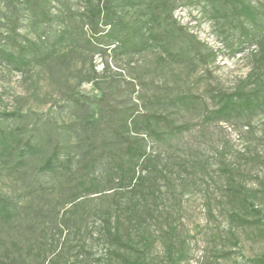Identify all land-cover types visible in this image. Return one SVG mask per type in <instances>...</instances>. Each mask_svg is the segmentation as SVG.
<instances>
[{"label": "rangeland", "instance_id": "obj_1", "mask_svg": "<svg viewBox=\"0 0 264 264\" xmlns=\"http://www.w3.org/2000/svg\"><path fill=\"white\" fill-rule=\"evenodd\" d=\"M150 1L116 3L145 33L161 31L173 51L187 47L193 35L202 56L191 52L172 60L155 42L139 51L116 42L104 50L88 45L92 0H41L50 22L23 0H0V47L11 46L10 21L17 18V39L48 55L21 70L0 59V129L39 148L22 165L0 153V194L16 204L14 219L0 224V264H125L123 257L140 258L110 239L107 229L114 228L145 250L144 264H168L169 243L175 256L181 253L180 264H264V234L231 216L253 217L241 197L264 214V107L210 117L217 92L249 91L260 81L264 92V0H244L256 11L255 22L236 17L224 0H163L173 9L162 28L147 20ZM64 28L74 29L73 38L59 43ZM102 97L114 107L110 119L139 116L124 135L142 136L150 158L134 186L117 184L99 165V190L88 194L77 171L88 151L80 141L89 132L83 127L92 123L97 134H113L104 125ZM147 114L183 127L171 131L160 121L162 137L156 138L141 117ZM56 142L73 157L71 172L38 173Z\"/></svg>", "mask_w": 264, "mask_h": 264}, {"label": "trees", "instance_id": "obj_2", "mask_svg": "<svg viewBox=\"0 0 264 264\" xmlns=\"http://www.w3.org/2000/svg\"><path fill=\"white\" fill-rule=\"evenodd\" d=\"M94 1L90 9L89 16V36L86 38V43L97 49H107L115 42L119 47L128 50L139 51L149 45L151 42L161 44L166 55L172 60H183L191 52L202 56L200 52L201 42L197 41L193 35L188 38V46L180 47L173 51L171 45L164 40L165 35L161 31H149L145 33L142 27L130 23L126 20L122 13L117 8L116 0H92ZM231 8V13L238 18H244L251 22L256 21V11L244 0H224ZM27 9L42 21L50 22L52 18L47 12L41 0H23ZM132 2V1H130ZM149 17L148 21L155 27L162 28V23L169 20L173 7L167 9V3L163 0H153L148 4ZM172 6V5H171ZM10 29L12 31L11 46L9 48L0 47V59L12 65L17 70H21L31 63L42 62L47 58V54L43 53L39 46L34 42L28 41L23 43L17 39L18 19L13 18ZM102 28V29H101ZM82 29V25L79 27ZM106 29V30H105ZM73 28H64L60 30L58 42L62 43L67 39L73 38ZM242 35L248 36L244 27L241 28ZM244 40L240 41L243 43ZM264 52V44H263ZM264 59V53L261 55ZM263 81L255 85L252 90L244 91L241 89L233 92H217L215 97L217 106L210 111L211 118H227L234 113L255 112L264 107V92ZM182 98V97H181ZM78 104V100L73 98ZM102 105L105 107V122L107 128H111L112 135H99L96 132V125L88 123L83 127L84 133L80 141L87 149V154L81 163L79 171L80 185L88 192V194L97 193L99 186L96 182L95 172L99 165H104L107 177L116 180L117 184L130 185L137 182L141 177L138 175V170L148 162L150 155L146 150L144 139L137 135H124V131L129 130V127H136L138 120H141L137 115L131 113L116 114L115 120L109 118V113L114 108L105 98L101 99ZM10 115H15L11 113ZM8 116V115H7ZM143 122L148 133L154 137L161 139L162 135L157 126L160 121L166 125L169 130H181L183 126L173 125L169 119L162 115L147 114L142 115ZM113 122V123H112ZM86 129V130H85ZM39 151L37 143H31L29 139L23 140L15 135V132H5L0 129V153L6 158L13 159L15 164L22 165L26 160L37 154ZM63 145L54 143L50 151L41 159L37 166V172L48 174L51 176L65 175L71 172L73 166V157L69 153H63ZM62 155H65L62 158ZM247 203L253 217L247 219L240 214H232V218L249 224L256 225L264 234V214L253 204L252 201L243 199ZM16 216V204L8 196L0 194V224H9ZM107 234L112 241L118 246L129 248L138 253L140 258L129 261L123 257L125 264H144L145 250L135 247L128 240H123L122 234L117 228L113 231L107 229ZM145 247L148 246V241H145ZM181 253L174 255L172 243H169L166 248V259L168 264H180Z\"/></svg>", "mask_w": 264, "mask_h": 264}]
</instances>
